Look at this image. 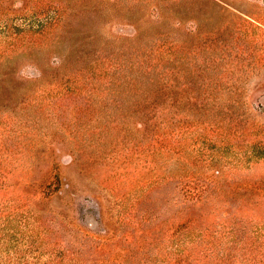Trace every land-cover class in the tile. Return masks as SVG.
Wrapping results in <instances>:
<instances>
[{"label":"rangeland","instance_id":"obj_1","mask_svg":"<svg viewBox=\"0 0 264 264\" xmlns=\"http://www.w3.org/2000/svg\"><path fill=\"white\" fill-rule=\"evenodd\" d=\"M0 69V264H264V0H0Z\"/></svg>","mask_w":264,"mask_h":264},{"label":"trees","instance_id":"obj_2","mask_svg":"<svg viewBox=\"0 0 264 264\" xmlns=\"http://www.w3.org/2000/svg\"><path fill=\"white\" fill-rule=\"evenodd\" d=\"M105 49H106V47H94L93 48V52H95V57L91 56V55H87V53H85V52H82V54H85V56L81 57V56H78L74 52V50H71V52L68 53L69 54V57H68L69 58V62L68 63L69 64H73V65H72L71 70H68V71H73L74 73H79V70H81L83 72H84V70L85 71H90L92 73L91 78H94V76L96 75V77H98L99 79H103L104 76L108 75V71L110 70L109 68H111V69L114 68L113 67L114 65L107 64L106 62L103 63L102 60L101 61H96V60H99L100 51H104ZM110 49L112 50V49H114V47H110ZM116 50H117V52L120 51L121 52L120 55H122V56H124V54L127 51H129V53L131 55H133V57H134V54H135L136 63H139L140 61L144 62V61H146V59L149 60V57L150 58H154L155 57L153 52L150 51L148 47H127V50H124V49H120V50L116 49ZM134 51H135V53H134ZM159 54H161V53H159ZM159 54H158V56H159ZM87 61H91L92 64L85 66V64L82 63V62L86 63ZM126 61H128V60H126ZM134 62H135V60H134ZM80 67H81V69H79ZM1 69H2V67H1ZM1 69H0V79L3 78V76H4V73L1 71ZM5 70H7V69H5ZM115 70H116V68H115ZM7 74H8V71H7ZM77 75L80 76V73L77 74ZM8 77H5V78H8ZM101 77H103V78H101ZM68 81H70V79ZM162 84L163 83H160V81H158V80H153L152 83H151V89H156V88L160 89ZM6 90H8V91H3V96L0 98V100L1 99L6 100V101H7V99L9 100L10 97L8 95H10V94H7V92H9L10 90H11L10 92H16L17 88L10 86V87L6 88ZM132 94H133V92H132ZM5 95H7V97ZM20 100L21 99L16 98L17 104H18V102ZM126 100L130 101L129 99H126ZM130 103H131V101H130ZM55 177L60 182V179H59L58 175H55ZM51 184H52V182L47 183L45 188L49 189L51 187ZM54 188L58 189V185L55 186ZM54 188H53V191H54Z\"/></svg>","mask_w":264,"mask_h":264}]
</instances>
